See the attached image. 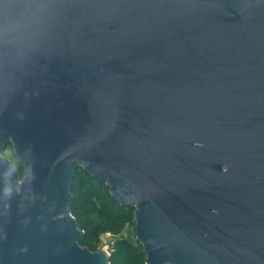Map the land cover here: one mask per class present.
<instances>
[{"label": "water", "instance_id": "obj_1", "mask_svg": "<svg viewBox=\"0 0 264 264\" xmlns=\"http://www.w3.org/2000/svg\"><path fill=\"white\" fill-rule=\"evenodd\" d=\"M79 166L146 264H264V0H0V264H111Z\"/></svg>", "mask_w": 264, "mask_h": 264}, {"label": "trees", "instance_id": "obj_2", "mask_svg": "<svg viewBox=\"0 0 264 264\" xmlns=\"http://www.w3.org/2000/svg\"><path fill=\"white\" fill-rule=\"evenodd\" d=\"M80 170L84 171V176L83 178H81V182H77ZM20 171L21 174H23L21 169ZM106 184L108 183L102 181L97 176L87 171L85 168L81 166L77 167L72 192L77 185L79 187H77L78 192L73 193L72 211L73 213H76V217L79 220L82 217L79 214L77 215V211L80 209V207H83L85 204L94 201L89 208V211L91 212L90 215H88V217H92L95 215L98 205H100L103 210H106V213H101V215H99L98 222L95 225V229L97 231L99 226L102 225L109 224L110 226H114L118 225V223H120L121 225L122 222L130 217V215L132 214L131 208H133L134 206L119 203L114 198L112 193H110V195L106 190H104V186ZM81 186L85 187L87 190H81ZM79 224L81 226V221H79ZM84 231V236L80 240L81 243H85L93 239L96 233L93 231V233L91 234L89 230L87 231L85 229ZM139 244L141 243L139 242ZM89 247L91 249L93 248V246ZM145 256L146 252L141 245H135L122 239L119 241L116 250L112 252L110 260L111 264H146Z\"/></svg>", "mask_w": 264, "mask_h": 264}, {"label": "rangeland", "instance_id": "obj_3", "mask_svg": "<svg viewBox=\"0 0 264 264\" xmlns=\"http://www.w3.org/2000/svg\"><path fill=\"white\" fill-rule=\"evenodd\" d=\"M3 155H6L13 163H15L24 173L25 166L21 162L18 161L15 153L13 144L10 143L6 146V148L1 153ZM84 176V171L80 170V173L78 175L77 182H81ZM83 185V184H82ZM79 187L78 185L75 187L77 189ZM73 191V193H77L78 189ZM81 190H87L85 187L81 186ZM104 190H106L109 194L110 191V185L106 184L104 186ZM111 195V194H110ZM94 202V201H93ZM93 202H89L88 204H85L83 207H80V209L77 211V215H81V219H77L78 222L81 221V228L85 230H89V232L92 234L93 231L96 232L93 239L81 243L85 246H93L92 250H100L103 248H108L109 251L113 252L116 250L117 245L120 240L124 239L125 241L131 242L135 245H141L144 249L143 244L138 240L136 235V225L134 221V210L135 206L131 208V214L129 218H127L122 224L118 223V225L110 226L109 224L99 226L98 231L95 229V225L98 222L99 215L105 214L106 210H103L100 205H98L97 210L95 212V215L92 217H88L90 215L89 208ZM76 216V213H73ZM77 218V217H76ZM139 242L141 244H139ZM91 249V248H90ZM106 250V249H105ZM147 255V254H146ZM146 261V256H145Z\"/></svg>", "mask_w": 264, "mask_h": 264}, {"label": "built area", "instance_id": "obj_4", "mask_svg": "<svg viewBox=\"0 0 264 264\" xmlns=\"http://www.w3.org/2000/svg\"><path fill=\"white\" fill-rule=\"evenodd\" d=\"M104 249H106L109 253H112L111 251H109V249L108 248H104Z\"/></svg>", "mask_w": 264, "mask_h": 264}]
</instances>
